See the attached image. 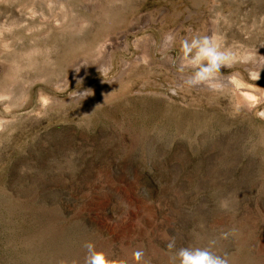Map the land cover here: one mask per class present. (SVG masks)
I'll list each match as a JSON object with an SVG mask.
<instances>
[{"label":"rangeland","instance_id":"374dc122","mask_svg":"<svg viewBox=\"0 0 264 264\" xmlns=\"http://www.w3.org/2000/svg\"><path fill=\"white\" fill-rule=\"evenodd\" d=\"M213 31L236 59L191 87ZM171 238L264 264V0H0V264Z\"/></svg>","mask_w":264,"mask_h":264},{"label":"clouds","instance_id":"9594fccd","mask_svg":"<svg viewBox=\"0 0 264 264\" xmlns=\"http://www.w3.org/2000/svg\"><path fill=\"white\" fill-rule=\"evenodd\" d=\"M217 21H213L215 24ZM169 39H173L169 37ZM224 37L220 33L213 31L207 35H193L181 42V60L179 71L187 73L186 83L191 87L201 84L211 83L219 77L221 69L230 66L236 59V54L230 47L223 44ZM84 93L85 97L87 93ZM221 207H226L221 205ZM233 233H221V239H227ZM214 241H210L206 246H176L175 238H171L166 245L169 253L170 264H229L227 254H219L213 250ZM83 247L86 250L84 264H121L108 252L98 250L91 241L85 242ZM137 260H141L144 253L137 251L134 253ZM59 264H79L76 259L61 260Z\"/></svg>","mask_w":264,"mask_h":264}]
</instances>
